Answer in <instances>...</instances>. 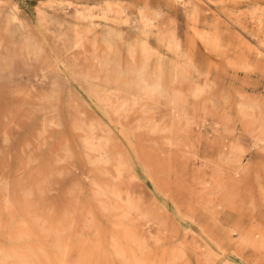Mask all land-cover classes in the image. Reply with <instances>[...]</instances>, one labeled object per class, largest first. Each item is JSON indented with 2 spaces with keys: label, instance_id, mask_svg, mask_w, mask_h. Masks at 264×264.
Masks as SVG:
<instances>
[{
  "label": "rangeland",
  "instance_id": "obj_1",
  "mask_svg": "<svg viewBox=\"0 0 264 264\" xmlns=\"http://www.w3.org/2000/svg\"><path fill=\"white\" fill-rule=\"evenodd\" d=\"M0 1V66L9 58L16 59L17 64L24 60L28 65H35L38 60L29 57L26 51L28 40L36 42L42 49L40 58L53 66L42 78L24 67L15 69L13 73L10 69L0 70V195L2 182L6 179L10 186L11 180L23 178L30 203L42 213L55 212L63 221H69L76 213L90 219L96 215L98 221L107 223V203L102 201L105 196L98 194L93 182L85 176L96 172L100 179L118 183L123 191L140 194L144 211H149L157 202L163 204L176 219L182 235L193 231L217 251V264H251L257 255L250 248L242 250L236 234L224 240V231L233 225L231 222L235 216L223 214L221 220L224 222L215 221L199 205L189 209L188 203L197 197L188 187L182 190L172 184L176 177L174 173H161L158 176L163 180H156V170L161 167L158 165V153L162 147L167 149L165 137L169 134V115L166 108L155 109L149 103L138 102L119 111L121 99L114 87L83 78L75 79L72 72L75 63L83 67L91 64L87 57L93 49L99 54L107 52L104 41L110 37L119 47L129 73L135 65L128 56V46H137L144 39L168 65L183 61L184 57L173 55L158 41L156 33L147 36L136 25L140 9L148 7L162 11L164 21L174 28L181 41L180 53L190 56L195 65L190 82L194 85L214 83L215 89L198 100L191 98L192 104L201 106L206 101L210 106L208 100L214 97L224 106L225 99L230 100L236 119L232 133L217 128L211 118L201 130L195 128L192 131V134L201 132V155L219 160L220 153L227 151L233 141L252 146V138L243 132L239 123L237 105L240 94L264 102V14L253 12L255 7L262 8L264 12V0ZM15 5L25 28L20 27L16 20H10ZM118 5L126 8L123 21L109 22L104 17L106 7ZM194 7L199 10V29L218 30L224 44L223 57L213 56L201 42H193L190 14ZM72 23L86 35L87 51L66 48L65 34H72L68 30ZM156 60L155 57L153 62ZM242 60L253 67L244 70L231 63ZM92 68L93 74L98 75L99 67L95 65ZM65 83L69 84L68 89L63 86ZM127 85L133 86L132 79ZM52 119L57 123L51 122ZM155 121L157 128H154ZM79 123L87 131L94 130L100 138H109L115 153L130 155L137 171L136 178L131 180L125 173L118 180L114 169L101 164L100 154L85 145L83 132L77 129ZM255 160H264V151L256 153ZM175 164L186 185L193 183L201 169L196 160L178 158ZM204 171L211 173L209 167ZM164 179L171 182V193L166 191ZM241 188H252L259 195L254 174L248 176ZM132 213L140 222L143 221L141 215ZM256 216L264 222L263 206ZM243 222L248 224L247 220ZM156 227L150 234L144 226L143 237L151 239L157 234ZM87 260L89 264H121L113 253L106 256L99 252Z\"/></svg>",
  "mask_w": 264,
  "mask_h": 264
},
{
  "label": "bare ground",
  "instance_id": "obj_2",
  "mask_svg": "<svg viewBox=\"0 0 264 264\" xmlns=\"http://www.w3.org/2000/svg\"><path fill=\"white\" fill-rule=\"evenodd\" d=\"M253 12L264 14L260 7H255ZM125 13L124 6H108L104 17L109 22H122ZM164 19L162 11L145 7L139 10L136 25L147 36L156 33L158 41L173 55L184 57L183 61H174L168 65L157 50L144 39L139 41L137 46H128V56L135 65L134 70L129 73L126 71V63L119 47L110 37L104 41L107 52L99 54L93 49L87 57L91 64L83 67L82 64L75 63L72 75L75 79L83 78L88 82L114 87L121 99L119 111L138 102L149 103L155 109L166 108L169 115V134L165 137L167 149L162 147L158 153V165L161 167L156 170V180L161 179L158 176L161 173H174L176 177L172 184L182 190L188 187L192 195L197 197L188 203L189 209L199 205L208 211L215 221H220L223 214L235 216L231 222L233 225L224 231V240H229L228 238L236 234L242 250L250 248L257 255L251 264H264V222L256 216L259 208L264 207V160H255L256 153L264 151V102L240 94L241 99L237 105L239 123L243 132L252 138L251 147L233 141L227 151L220 153L219 160L201 155V132L192 134L193 129L201 130L211 118L217 128L221 127L224 131L232 133L236 119L228 99H225L224 106L214 97L208 100L211 102L210 106L206 101L201 106L192 104L191 98H202L215 89L214 83L194 85L190 82L195 65L190 56L180 53L181 41L174 28L167 25ZM190 19L194 30L193 42L199 41L208 53L223 57L224 44L218 30H202L197 27L198 7L193 8ZM10 20H16L20 27L25 28L16 5ZM68 30L72 34H65L66 48H82L87 51V37L79 31L77 25L70 24ZM25 47L28 56L38 60L35 65H28L24 60L23 63L17 64L16 59L9 58L4 60L0 70L10 69L13 73L15 69L24 67L35 76L46 77L53 66L40 58L42 49L31 40L26 42ZM155 57L156 63L153 62ZM231 63L244 70L253 67L245 60ZM95 65L99 67L98 75L93 74L92 67ZM129 79H132V87L127 85ZM113 84L115 86H112ZM63 86L68 89L69 84L65 83ZM51 122L57 123L54 119ZM157 126L155 121L154 128ZM77 129L83 132L85 145L100 154V163L116 171L118 180L125 173L131 180L136 178L137 171L130 155L115 153L109 138H100L94 130L84 129L81 123ZM178 158L196 160L201 165L190 185L185 184L183 175L175 164ZM208 167L211 169L210 174L204 171ZM251 174H254L259 195L252 188L240 189ZM85 176L93 182L97 193L105 196L102 201L107 203V223L98 221L96 215L90 219L87 215L83 217L76 213L69 221H63L55 212L44 214L36 205L30 203L25 179L11 180L10 186L8 179L2 182L0 264H89L87 259L99 252L106 256L113 253L121 264H217V251L193 231L182 235L176 219L163 204L157 202L149 211H144L140 194L123 191L118 183L100 179L96 172ZM164 180L166 191L171 193V182L169 179ZM132 211L141 215L143 221L140 222L133 216ZM244 220L248 221L247 225L243 224ZM144 226L150 234L153 233L151 229L157 226V234L151 239H145L142 229ZM77 227L79 230H76Z\"/></svg>",
  "mask_w": 264,
  "mask_h": 264
}]
</instances>
